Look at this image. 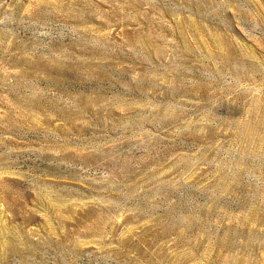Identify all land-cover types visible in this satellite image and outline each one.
<instances>
[{"label": "rangeland", "instance_id": "374dc122", "mask_svg": "<svg viewBox=\"0 0 264 264\" xmlns=\"http://www.w3.org/2000/svg\"><path fill=\"white\" fill-rule=\"evenodd\" d=\"M0 264H264V0H0Z\"/></svg>", "mask_w": 264, "mask_h": 264}]
</instances>
